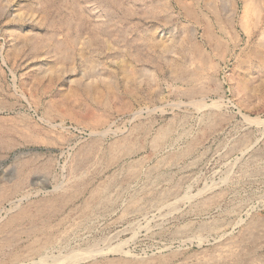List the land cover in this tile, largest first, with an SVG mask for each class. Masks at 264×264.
<instances>
[{
    "label": "rangeland",
    "instance_id": "obj_1",
    "mask_svg": "<svg viewBox=\"0 0 264 264\" xmlns=\"http://www.w3.org/2000/svg\"><path fill=\"white\" fill-rule=\"evenodd\" d=\"M206 258L264 264V0H0V264Z\"/></svg>",
    "mask_w": 264,
    "mask_h": 264
},
{
    "label": "bare ground",
    "instance_id": "obj_2",
    "mask_svg": "<svg viewBox=\"0 0 264 264\" xmlns=\"http://www.w3.org/2000/svg\"><path fill=\"white\" fill-rule=\"evenodd\" d=\"M252 1V0H251ZM262 1V0H261ZM248 3V2H247ZM261 3V2H260ZM252 4H254L253 2H252ZM259 4V3H258ZM255 5V4H254ZM263 5V4H262ZM258 6V5H257ZM256 7V6H255ZM254 7V8H255ZM247 8V7H246ZM253 8V9H254ZM262 8V7H261ZM256 10L258 11L259 10V7H256ZM191 11V10H190ZM261 12V11H260ZM258 13H259V11H258ZM247 14V13H246ZM257 17V16H256ZM256 53V52H255ZM121 148V147H120ZM120 151V150H119ZM126 151H129L130 152V149L129 150H126ZM89 152V151H88ZM118 155V154H117ZM129 155V154H128ZM131 155V154H130ZM84 156V155H83ZM98 156V155H97ZM125 156H127V155H125ZM106 158V157H105ZM117 159V158H116ZM112 161H113V159H111ZM110 161V160H109ZM102 188V187H101ZM93 201V200H92ZM49 202V201H48ZM67 203V202H66ZM54 204V203H53ZM62 204V203H61ZM90 205V204H89ZM59 207H60V205H58ZM47 207V206H46ZM57 207V206H56ZM62 207V206H61ZM85 207V206H84ZM49 210V209H48ZM20 212V211H19ZM86 212V211H85ZM22 213L23 212H21L18 216H14V218H18L19 219V216H22ZM13 217V216H12ZM25 217H27V216H25ZM32 218V217H31ZM34 218V217H33ZM14 221V220H13ZM9 222V221H8ZM31 222V221H30ZM254 224V223H253ZM4 226V225H3ZM7 228V227H6ZM12 233V232H11ZM10 233V234H11ZM36 233V232H35ZM254 233V232H253ZM249 235V234H248ZM256 235V234H255ZM16 236V235H15ZM246 236V235H245ZM54 236H49V237H47L46 238V240H45V242H43L44 244H42V246L37 250V252L39 253L40 251L42 252V249H45L46 247H50L53 243H55L54 242ZM13 239V238H12ZM254 239V238H253ZM245 240V239H244ZM248 241V240H247ZM262 242V241H261ZM246 243V242H245ZM253 243H255L254 241H253ZM254 245H256V244H254ZM255 247V246H254ZM256 248V247H255ZM32 251V250H31ZM82 252V251H81ZM250 252H251V250H250ZM253 252H254V250H253ZM41 254V253H40ZM256 255V254H255ZM33 256V255H32ZM203 256H205V255H203ZM257 256V255H256ZM257 258V257H256ZM200 259V258H199ZM206 259H208L209 260V258H206ZM212 260V259H211ZM215 260V259H214ZM261 260V259H260ZM57 261V260H56ZM62 261V260H61ZM73 260H71L70 262H72ZM74 261H75V259H74ZM77 261V260H76ZM252 261H253V258H252ZM203 262V264H204V261H202ZM206 262L208 263V264H212V262L209 260V261H206L205 260V264H206ZM216 262H217V260H216ZM61 263V262H60ZM164 263V262H163ZM166 263V262H165ZM164 263V264H165ZM196 263V262H195ZM247 263V262H246ZM255 263V262H254ZM262 263V262H261ZM260 263V264H261ZM55 264H57V263H55ZM249 264H251V263H249ZM257 264V263H256Z\"/></svg>",
    "mask_w": 264,
    "mask_h": 264
}]
</instances>
